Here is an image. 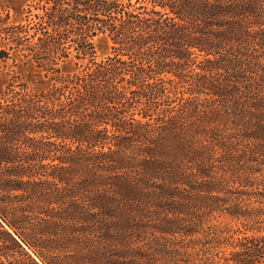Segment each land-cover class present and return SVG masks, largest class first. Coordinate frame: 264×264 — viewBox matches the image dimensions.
<instances>
[{
	"label": "trees",
	"instance_id": "trees-1",
	"mask_svg": "<svg viewBox=\"0 0 264 264\" xmlns=\"http://www.w3.org/2000/svg\"><path fill=\"white\" fill-rule=\"evenodd\" d=\"M13 54L0 264H264V0H28Z\"/></svg>",
	"mask_w": 264,
	"mask_h": 264
},
{
	"label": "rangeland",
	"instance_id": "rangeland-1",
	"mask_svg": "<svg viewBox=\"0 0 264 264\" xmlns=\"http://www.w3.org/2000/svg\"><path fill=\"white\" fill-rule=\"evenodd\" d=\"M28 0H0V11H8L12 20H20L25 15L26 3ZM96 59H101L110 53V40L104 33H99L93 37ZM76 62L83 61L75 59L72 55L60 63L62 75L65 76L77 69ZM57 75L52 72L45 73L43 69L24 60L21 57L0 59V96L9 92V88L30 90H40L49 87L57 79ZM10 94V93H9ZM236 120V118H235Z\"/></svg>",
	"mask_w": 264,
	"mask_h": 264
}]
</instances>
